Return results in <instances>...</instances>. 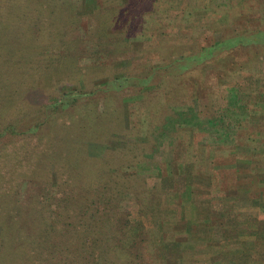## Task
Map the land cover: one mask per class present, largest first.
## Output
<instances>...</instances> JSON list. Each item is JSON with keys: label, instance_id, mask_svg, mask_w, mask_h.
Here are the masks:
<instances>
[{"label": "trees", "instance_id": "trees-1", "mask_svg": "<svg viewBox=\"0 0 264 264\" xmlns=\"http://www.w3.org/2000/svg\"><path fill=\"white\" fill-rule=\"evenodd\" d=\"M162 1L0 0L28 8L17 24L44 21L34 37L49 42L35 62L54 66L35 68L29 94L13 93L12 85L2 92L9 101L0 118V264L178 263L170 199L140 169L153 166L164 147L179 167L193 163L200 173L214 166L217 150L201 137L208 110L224 115L226 85L254 90L264 0L158 7ZM225 14L238 16L224 25ZM139 38L147 39L142 51L133 41ZM62 41L68 58L56 66L46 59ZM115 135L122 144H111ZM93 143L106 146L96 154ZM124 196L138 216L124 209Z\"/></svg>", "mask_w": 264, "mask_h": 264}, {"label": "rangeland", "instance_id": "rangeland-1", "mask_svg": "<svg viewBox=\"0 0 264 264\" xmlns=\"http://www.w3.org/2000/svg\"><path fill=\"white\" fill-rule=\"evenodd\" d=\"M182 1H162L157 3V6L178 8ZM235 1L238 3L242 2V0ZM29 6L34 7V2H29ZM27 11V7H23L18 3L15 6H0V118L2 116L3 103L9 101L6 99L7 96L3 98L2 93L3 91L11 90L8 89V85L15 86L16 90H12L15 94H29L34 89V85L27 82L31 80V75L34 74L35 68L42 72H47L48 67L54 68L53 65L46 66L41 64L39 66V63L35 62L36 54L44 51L45 45L49 42L48 37H41L43 41H36L34 37L35 34H40L42 30H45L44 21L36 20L35 24H33V18L28 17L18 24L14 22V20H19L16 19L17 17H20V19L23 16L25 17ZM237 16L236 14H233V16L223 15L224 25H227L230 19ZM58 32L59 30L56 33L58 34ZM222 33L221 31L217 36H221ZM58 38L62 39V37ZM146 40L145 38H139L133 41H137L136 46L139 49L142 45L141 42ZM63 42L65 41L59 43L58 51L52 59H50L52 54L48 55L46 60L49 63L57 62L56 66H58L68 58L67 49ZM143 47L144 45L140 47L141 51ZM145 54L143 52L139 53L138 57L144 58ZM261 59L260 69L252 72L250 76V78L254 76L256 79L254 90L251 93L239 91L238 86L235 89H230L227 87L231 85H226L227 87H222V92L220 91L221 97L226 99L225 102H222L224 105L223 109L226 111L224 115L219 118L215 110H208L211 122L209 129L201 137L203 142H206L207 146H209L210 152H213L212 149L217 150L216 156L213 153L214 166L208 164L206 169L200 173L196 172L193 163L179 167L171 162L170 148L164 147L162 154L156 158L153 166L151 164L149 167L140 169L141 175L146 176L149 187L164 191V199H211L214 201L217 199H231L229 201L232 204H227L228 207L230 208V206H234L237 203V209L245 211L244 214H248L249 218L252 217L250 214H254L255 210L252 209L249 214L248 210L244 208L245 204L238 205V199L264 200V57ZM56 69L60 70L59 68ZM41 75H45V73H41ZM258 77H261L262 80L257 81ZM17 79L25 81L24 84L13 83ZM244 79L248 78L244 77ZM211 91H207L206 95L210 102H213L215 96L213 95L209 98ZM216 93L218 92L215 91L214 94ZM259 93H261V98L258 100ZM210 102L209 104H211ZM229 109L231 112L228 113L227 110ZM233 111L237 113H232ZM86 123L84 122V126L88 127ZM92 126L93 124L90 123L88 128L90 129ZM122 139L123 136L115 135L111 144L120 145L122 144ZM129 140L137 141L138 139L131 138ZM105 146L103 144L94 145L93 143L90 146V151L100 154ZM157 166L165 169V171H162V169L160 171L157 170ZM188 189L189 193L187 194ZM124 199V209L131 212L132 216H138V207L133 205L131 196H124ZM168 204L173 205L171 202ZM261 205L263 207L260 210L263 213L260 210L258 211L264 219L263 201ZM238 206H241L242 209L241 207L239 209ZM234 209H228V211L234 214ZM231 215H228L226 220L222 216L214 219V228L218 226L215 229L220 231H214V233H218L217 235L214 234V237L218 235L223 237V232L227 234L229 229L231 231L234 230V233L238 235V226L236 224L238 220L232 218ZM236 215H238V212ZM251 219L253 220V218ZM260 222H264V220ZM219 224L222 227L226 225V230H219ZM237 242L235 243L236 245H238Z\"/></svg>", "mask_w": 264, "mask_h": 264}, {"label": "crops", "instance_id": "crops-1", "mask_svg": "<svg viewBox=\"0 0 264 264\" xmlns=\"http://www.w3.org/2000/svg\"><path fill=\"white\" fill-rule=\"evenodd\" d=\"M229 200L170 199L177 230V239L171 249L177 253V264L181 260L186 261L184 264H264V222H260L264 220L260 216L263 207L260 204L264 200L238 199V205L245 204L249 214L252 209L255 210L254 214H250L253 220L244 214L245 211L237 209L235 201V205L229 208L227 204H232ZM232 208H235L234 214L228 211ZM228 215L238 220V235L229 229L227 234L223 232V237H214L220 232L215 229L218 226L214 228V219L222 216L226 220ZM221 229L226 230V225L222 227L219 224Z\"/></svg>", "mask_w": 264, "mask_h": 264}]
</instances>
